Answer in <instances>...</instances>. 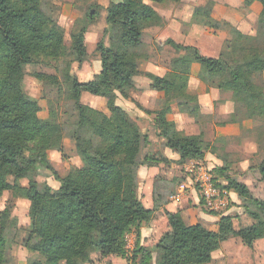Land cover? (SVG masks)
I'll return each instance as SVG.
<instances>
[{
  "label": "trees",
  "instance_id": "1",
  "mask_svg": "<svg viewBox=\"0 0 264 264\" xmlns=\"http://www.w3.org/2000/svg\"><path fill=\"white\" fill-rule=\"evenodd\" d=\"M167 1L179 0H117L110 1L106 7L105 31L110 35V43L105 45L103 40L97 43L100 70L87 81L73 77L69 94L78 119L68 138L74 141L77 153L87 158L88 165L60 176L50 164L47 151L61 144L62 126L51 117H38V101L24 91L18 74L40 55L46 58L62 55L66 49L63 30L45 8L47 0H0V197L8 178L27 180L26 186L16 183L13 190L16 196L30 203L24 247L37 253L39 259L28 264H79L88 260L93 245L101 257L128 258L126 236L134 229L139 237L142 224L151 220L154 210L143 205L137 191V156L145 136L116 104V97L118 92L128 98L134 87L133 77L138 70L132 56L141 44L143 30L161 22L152 3ZM255 1L264 7V0ZM89 17L94 16L89 14ZM85 33V28H80L70 36L68 49L78 63L86 56ZM255 37L256 45L250 55L228 61L205 56L195 47L168 41L177 51L185 52L180 57L181 64H200L204 81L221 79L222 90L231 93L233 102L245 105L249 117L256 118L264 116V83L255 82L261 78L264 67V17L257 23ZM34 76L52 83L57 80L45 73H34ZM147 77L156 90L174 88L165 77L154 74ZM83 92L104 98L109 111L117 114L116 120H110L105 114L96 117L84 113L80 103ZM148 110L154 114L157 136L177 154V164L204 157L201 140L179 131L166 117L165 108ZM144 159L148 166L156 163L153 155H146ZM43 168L58 180L57 189L37 181ZM258 171L264 180V159ZM214 182L221 189L232 190L253 207L245 206L253 219L250 225L236 229L233 216L206 210L218 216L216 229L211 230L201 223L187 224L179 211L165 210L168 230L154 248L135 246L131 258L140 264H151L156 252L155 264H205L231 236L249 247L264 238V199L252 198L248 187L237 180L229 179L224 185L214 175ZM167 193L172 196L175 189ZM9 218L8 208L0 211V225H6ZM96 231L99 238L94 240ZM5 251L6 240L0 230V264L5 262Z\"/></svg>",
  "mask_w": 264,
  "mask_h": 264
},
{
  "label": "rangeland",
  "instance_id": "2",
  "mask_svg": "<svg viewBox=\"0 0 264 264\" xmlns=\"http://www.w3.org/2000/svg\"><path fill=\"white\" fill-rule=\"evenodd\" d=\"M110 1L117 0H47V6L45 8L52 14L53 18L62 28L66 49L57 58H46L40 55L34 63L27 65L18 74V80L21 82L24 91L38 101L40 107L37 114L38 117L40 119H48L51 117V119L53 118L54 121L60 123L62 126L63 138L61 144L55 145L47 151L50 164L60 176H65L71 170L73 171L76 168L88 165L87 158L83 154L77 153L74 141L68 138L69 133L76 128L78 119V111L69 94L73 77H77L80 81H87L100 70L99 55L96 47L100 40H103L105 45L110 43V35L105 31L108 27L105 19L106 7ZM251 1L253 0H179L177 2L167 1L159 4L152 3L153 8L161 17V22L148 26L143 30L141 44L134 49L135 56H132L133 64L138 70V74L133 77L134 87L130 90L128 98H123L118 92L116 97V104L124 109L127 115L137 124L140 132L145 136V141H142L137 156L139 166L147 165L144 159L146 155H153L156 160L155 166L157 168L153 171H156L157 175L152 186V199H149L144 191L141 194V198L139 197L146 207V204L153 203L155 205L151 220L148 223L142 224L140 227V233L142 231L141 228H146L144 229L145 237L143 240L148 245L141 244L142 235L137 237L136 232L132 229L126 236L128 258L115 255L101 257L98 253L97 246L93 245L89 249L88 260L79 262V264H140L137 260L134 261L131 258L132 251L135 246L140 244L150 249L154 248L158 236L161 237L168 230L165 219L166 209L178 210L183 206L178 211L181 212L183 219L186 217L185 221L187 223L200 222L208 229L212 226L213 223L211 220L195 219L196 216L195 214L193 215V213L197 212H200V214H209L206 212L203 204H198L195 207L189 204L187 206L185 197L182 201L176 202L172 201L170 194L167 193L174 189L176 193L177 185L186 180L185 167L190 161L177 164V159L172 161L166 158L169 161L168 163L164 160L165 156L162 151H151V147H149L151 142L149 140L152 139L153 142L158 141L155 140V138H158L154 136V133L157 134V128L154 122V114L152 112H146V110L152 109L148 111H156L165 108L166 111L170 101H176L179 110L190 112L193 108L199 109V93L214 88L220 94L212 103L213 111L210 113L208 121L214 122V127H222L229 122L230 116L223 112V109H226L224 104H226V101H232V97L230 92L222 90V80L219 78H214L211 82L202 80L200 76V64H181L179 60L185 52L177 51L169 41L175 44L195 47L193 41L197 37L195 42H198V48L197 46L195 48L205 56L220 58L224 61H228L234 57H241L242 55H230L228 53L230 48H224L223 38L231 35L235 41L233 35L237 36L236 34H240L237 28L241 26L245 18L256 14V10L250 6ZM261 7L263 8L261 15H264V7ZM89 14L94 17H89ZM80 28H85L86 32V56L83 62L78 63L74 60V56L68 48L70 45V36L77 33ZM193 29L195 32H191ZM172 37L179 39L175 42L171 39ZM230 41L226 40L225 43H229ZM152 64L160 66L166 79L173 83L174 88L166 91L158 90V92H162V96L157 98L156 94H151L153 98L150 100L148 97L150 96L149 92L152 86L147 74L157 75L153 71L148 70ZM193 64L199 65L198 70L192 68ZM182 67L184 68L182 69ZM34 73L53 75L57 80L55 83L40 80L34 76ZM261 81L262 78H259L255 82L260 84ZM80 103L83 105L84 113L88 115L98 117L100 114H105L112 121H115L117 118V114L109 111L105 99L102 97L83 92L80 96ZM144 104H148V107L144 106ZM234 104L238 103L234 102ZM203 122H200L191 132H197L196 135L201 139V144L204 149V157L201 161L204 167L210 169L221 184L226 185L229 179L239 182V179L243 178V174L237 166L241 155L238 143H244V136H236L233 139H225L224 141H213L208 139L206 135L210 134L209 129L206 131L203 130ZM163 143L165 144V140ZM151 165L153 163L149 166ZM219 168H222V171H218ZM36 179L39 183H46L52 189L59 187L58 180L45 168L39 170ZM254 179L255 173L253 172L249 180L252 185L256 186ZM16 183L21 186H26L27 180L21 179L14 181L13 178H8L5 189L0 197V211L5 208L10 210L8 223L6 225H0L2 235L6 240L4 264H28L32 260L39 259L37 253L30 252L24 247L27 227L29 225L28 212L30 203L27 199L14 194L13 188ZM188 192L189 189H187V194ZM142 198L144 199L142 200ZM239 201L241 203L240 206L243 207L245 217L250 219L249 224H251L253 219L248 216L245 207L249 204L242 201V199ZM185 205L187 208H192L190 210L191 214L188 216H186ZM249 206L248 209H253L251 205ZM233 211L229 212V215L237 218L238 216ZM239 222L234 220V228L237 229L238 227L246 226V224L243 225ZM249 224L247 223V225ZM153 225L155 232L152 230ZM98 238L99 235L96 231L94 233V240ZM229 239L225 241H230ZM257 242L261 243L258 245L257 250L264 256V238L258 239ZM240 244L246 247L241 242ZM214 253L215 251L212 253V257L214 258L211 257V260L205 264L223 263L221 254L218 256ZM155 256L156 252L153 253L151 264H155ZM248 264H251V262H248ZM252 264H264V258L260 262L255 260Z\"/></svg>",
  "mask_w": 264,
  "mask_h": 264
},
{
  "label": "crops",
  "instance_id": "3",
  "mask_svg": "<svg viewBox=\"0 0 264 264\" xmlns=\"http://www.w3.org/2000/svg\"><path fill=\"white\" fill-rule=\"evenodd\" d=\"M250 4H251L250 6L256 10V14L253 16L250 15L251 17L245 18V20L243 21L241 26H239V28H237L239 30L240 34H236L237 36L233 35L235 37V41L231 35H227L226 37L223 38V43L225 44L224 48L225 49L227 47L230 48L228 51V53L230 55H235V54L242 55V56L250 55L252 53L255 45H256L255 30H256V26H257L259 19L264 17V15H261L263 8L261 7L262 5L255 0L251 1ZM191 32H195V30L193 29ZM181 38H183V37H181ZM171 39L176 42L179 38H176V37L173 38L172 37ZM196 39H197V37H196ZM196 39L193 41V45L195 47L197 46V48H198V42H195ZM226 40H231V41L229 43H225ZM220 43H222V42H220ZM263 66H264V63H263ZM183 68L184 67H182V69ZM192 68L198 70L199 65L193 64ZM148 70L151 72L153 71L155 74H157L159 76H163L166 78L164 73L161 71L160 66L152 64L150 66V69H148ZM261 78H262V82L264 83V67H263V72H262ZM197 79H195V80L197 83H199V81H198L199 79L198 80ZM147 84L149 85V83H147ZM200 86H202V85H200ZM151 94L152 95L156 94L157 98L162 96V92H158V90L156 91L153 88H151L150 92H149L150 96L148 97V99H150V100L153 98L151 96ZM219 94H220V92L216 91L214 88L209 89V91H203V92L199 93V95H198L199 109L194 110L193 112L181 111V110H179L178 104L176 101H170L168 109L166 110V117L175 123V125L179 131H182L185 134H192L198 140H201V139L196 135L197 132L192 133L191 131H193V129H195V127H197L200 124V122H202V121H204L203 122V125H204L203 130L206 131L209 129L210 134H206V135L208 136V139H211L213 141H220V140L224 141L225 139H233L236 136H240V137L244 136V138H245L243 140L244 143H240V144L238 143L239 151L241 152V155H240L239 162H238L237 166L242 171V174H243V178H240L239 182L245 184L248 187L250 195L252 198L262 200V199H264V180L261 179V175L259 174V171H258V166L261 164V162L264 159V116L251 118L248 116V111L246 109V106H244L243 104H234L233 101L229 100V101H226V104H224V107L226 109H223L224 110L223 112L227 113V115L230 116V119L228 120L229 122L224 124L222 127H214L215 123L208 121V117L210 116V113L213 111V104L212 103H213V101H215L219 97ZM147 105L148 104H144V106L148 107ZM150 108H152V107H150ZM205 126H206V129H205ZM154 136H156L158 138V139L155 138V140H158V141L153 142L152 139L149 140L151 142L149 144V147H151V151L160 150L164 154L165 158H167L168 160H172V161L176 160L177 154L174 153L170 148H168L163 143L164 140L159 139V137L157 136L156 133H154ZM241 144L243 147L241 146ZM156 168L157 167L155 166V164H153L151 166H147V165L139 166V169H138V184H139L138 194H139L140 198H141V194L146 192L149 199H152L151 198V195L153 192L152 186H153L155 176L157 175L156 171H153V170ZM152 171H153V173H152ZM253 172L255 173L254 181L256 183V186L252 185L250 183V180H249V177ZM187 177H188L187 174H185V179H187ZM186 194H187V190L184 193L183 197L180 199V201H182L185 197L186 198L185 203H187V206L189 204L192 207H195L198 204H201L200 203L201 197H200L199 193L197 192V190L191 188V189H189L188 194L187 195ZM229 196H230V200H231V206H229L227 213L229 214V212L234 210L235 214L238 217L234 218L235 216H233V218H232L233 222H234V220H236L237 222L240 221L241 224H243V225L246 224V226H248L247 223L248 224L250 223V219L246 218L245 217L246 215L243 213V207L240 206L241 203L239 201L241 199L232 190L229 191ZM170 198L172 201H175L173 199V195L172 196L170 195ZM143 199L144 198H142V200ZM177 202H179V201H177ZM235 204L238 206H236ZM146 205H147V207L144 205L146 208L154 210L155 205H153V203L146 204ZM182 207H180V208H182ZM189 208H187L185 205V211L187 213L186 216L191 214L190 210H192V208H190V209ZM176 210L177 209H166V211H169V212H176ZM180 214H181V212H180ZM194 214L196 216L195 219L201 218V219H204L207 221L211 220V222L213 224L210 227V229L211 230L216 229L215 222L218 219L217 215L207 214V213H201L200 214V212L199 213L198 212L193 213V215ZM158 216H160V215H158ZM181 216H182V214H181ZM184 218L186 219V217H184ZM165 219H166V217H165ZM185 219H183V220L185 221ZM194 223H200V222H193V223H187V224H194ZM166 224H167V219H166ZM141 229H142V231H141L140 235H142V240H143L145 237L144 229H146V228L143 227ZM152 230H153V232H155L154 231L155 230L154 225L152 226ZM159 238H160V236H158L157 240L155 241V244L157 243ZM142 240H141V244L147 246L148 243H145L144 240H143V242H144L143 243ZM229 240L230 241H224V243H222V245L218 249V250H221L222 252L218 251V250L215 251L216 255L219 256V254H221L222 259H223L222 264H248V262H251V264H252L253 261L257 260L258 262H260L264 258L262 253L257 250L258 245L261 244V243L257 242V240L253 242L251 247H247V246L243 247L240 244V242H241L240 239L235 237V236L230 237ZM214 254H213V256H214ZM212 258H214V257H212Z\"/></svg>",
  "mask_w": 264,
  "mask_h": 264
},
{
  "label": "built area",
  "instance_id": "4",
  "mask_svg": "<svg viewBox=\"0 0 264 264\" xmlns=\"http://www.w3.org/2000/svg\"><path fill=\"white\" fill-rule=\"evenodd\" d=\"M189 164L185 167L188 177L186 181L177 185L173 199L176 202L180 201L186 190L193 188L197 190L202 198V204L206 210L227 213L229 209V192L216 185L214 175L210 169L204 167L201 160H190Z\"/></svg>",
  "mask_w": 264,
  "mask_h": 264
}]
</instances>
